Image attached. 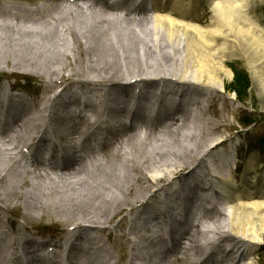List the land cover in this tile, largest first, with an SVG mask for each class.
<instances>
[{"label":"bare ground","instance_id":"bare-ground-1","mask_svg":"<svg viewBox=\"0 0 264 264\" xmlns=\"http://www.w3.org/2000/svg\"><path fill=\"white\" fill-rule=\"evenodd\" d=\"M79 1L82 4L78 0H46L34 7H18L0 0V69L6 64L13 70L25 69L23 74L42 78L46 89L74 79L96 95V101L88 99L86 105L99 104L105 111L111 103L124 106L134 87L146 94L143 101L149 90L157 87L160 95L151 100L180 98L182 104L179 102L157 123L145 126L144 131L139 132L134 124L128 130L116 127L93 155L86 153L87 138L74 137L75 129L68 127L59 138L74 163L70 168L63 165L67 171L53 176L51 165L41 163L35 152L42 143L39 133L51 128L49 122L56 114L52 105L61 94L28 100L20 92L0 98L9 105L17 103L14 110L26 116L30 114L28 102L20 101H30L43 121L40 126L33 121V129L38 127L33 142L27 141L26 127L19 123L20 111L12 115L15 137L0 132V246L13 236L6 245L11 252L2 249L6 251L4 260L20 264L19 257H10L15 254L13 250L20 249L39 257V264L59 263L51 251L36 254L45 243L34 234H24L29 223L14 229L8 225L2 214L11 210L12 199L25 209L33 205L42 216L74 219L68 228L73 231L67 241L68 259L76 249L83 250L78 240L87 243L89 236L93 243L86 244L85 252L105 251L104 258L112 264H118L113 248L122 245L121 239L132 248L139 245L126 264H143L146 246L154 247L149 255L155 260L153 264H185L187 256L196 259L202 254L195 264H245L264 245V165L258 170L257 158L252 155L241 181L236 175L229 178L223 174V166L234 161L230 154L234 146L229 144L234 139L220 140L226 125L221 118L226 119L234 109L221 92L226 91L225 79L233 74L227 62L242 57L254 89L264 95V24L254 12L264 0H155L147 11L136 8L97 17L92 15L99 1ZM40 11L45 15H39ZM9 87L14 85L4 82L3 88ZM9 107L0 106V115H8ZM187 110L196 115H189ZM137 115L135 110L133 120ZM52 132L60 134L57 127ZM49 142L52 144L51 139ZM85 157L90 162L99 161L93 170L84 166ZM209 164L216 166V172ZM117 165L124 175H118ZM15 176L19 178L14 182ZM220 180L227 194L222 196L219 215L205 222L203 219L211 216V211H205L196 222L187 224L176 246L157 247L172 227L165 232L166 226L153 230L148 225L161 223L165 214L171 223L174 214L182 222L183 202L217 192L215 184ZM141 191L144 200L138 199ZM124 207L127 218L108 226ZM22 216L25 221L32 220L26 210ZM126 219L129 223L124 229ZM113 235L115 242L109 245L106 237ZM225 242L231 247L217 258ZM212 243L213 248L206 250Z\"/></svg>","mask_w":264,"mask_h":264},{"label":"rangeland","instance_id":"rangeland-1","mask_svg":"<svg viewBox=\"0 0 264 264\" xmlns=\"http://www.w3.org/2000/svg\"><path fill=\"white\" fill-rule=\"evenodd\" d=\"M4 2H7L11 4L12 6L16 5L18 7L26 6V7H34L35 3H42L46 0H3ZM79 2V1H78ZM80 3V2H79ZM117 8H122V5H118ZM143 6V10H146V7ZM74 8V7H73ZM96 12L92 15L94 17H97L98 14L101 13H110L109 11L111 9H108L106 6L103 5H97ZM112 10H116L115 8H112ZM134 10V9H133ZM129 11V10H128ZM139 12L141 9L138 10ZM137 11V12H138ZM255 14L260 17V21L264 24V5L258 8L254 11ZM81 14V10H79L78 14ZM39 15H45V11H40ZM56 15V14H55ZM67 16V13L63 14V16ZM206 19H208L209 14L206 13ZM88 25L91 23H87ZM80 25V24H79ZM58 29V25H56ZM87 29V28H85ZM69 56V54H68ZM227 65L231 68L233 71L231 78H226V91L221 92L224 99H228L231 101L230 104H233L232 108L234 109L232 113L227 114L226 119L221 118V121L226 124L225 127L222 129L224 130V136H235L238 134L241 138V152H242V163H246L252 155H255L257 158V169L261 170L262 166L264 165V95L261 96L260 91L254 89L249 71L247 69L246 60L242 57H235L231 61L227 62ZM25 69H15L13 70L12 65H7L5 69H0V86H3L4 82H8L10 84L14 85V88L16 91H20L27 95L29 98H42L44 96H49L52 94H55V92L58 89L57 85H54L50 87L49 89H46L43 87V79L38 76H33L29 74H23L22 72ZM12 71H16L17 73H11ZM75 81L69 80L65 83L68 86H71L74 84ZM219 88V86H218ZM231 90H236L239 92V96L235 93L229 92ZM229 90V91H228ZM241 92V93H240ZM57 106V107H56ZM56 107V108H55ZM53 111L55 114V120L61 119L62 110H59L57 103H54V106L52 105ZM192 110V109H191ZM188 112V110H187ZM189 115H196V113L189 110ZM246 121V122H245ZM149 124V123H147ZM245 126V127H244ZM29 131H27V136H29ZM223 136V137H224ZM24 162L20 164L23 166ZM84 166H87V168L92 169L94 166H96L94 163H84ZM118 175H124L125 172H122L123 169L119 168V166H116ZM54 173L52 175H56V171L53 169ZM62 172V171H61ZM60 172V173H61ZM121 172V173H120ZM59 174V173H58ZM242 175V172L240 173ZM238 175V178L240 180L241 175ZM18 176V175H17ZM16 177V176H15ZM12 177V180L15 182L19 177ZM237 178V179H238ZM141 196L138 197V199L144 200ZM147 192V191H145ZM10 198V197H9ZM12 202L11 210L10 211H4V219L8 221V225L11 228H15L17 225H20L21 223H29L27 224V227L25 229V235L28 234H34L35 236L39 237L40 239H58L65 236V233L68 231V228L71 227V223L74 221V219H60L55 214L53 215H39L35 209L33 208V205L28 206V209H25L23 205H20L19 203H16V200L10 199ZM17 204V205H16ZM27 211L30 214V218L32 220L25 219L22 216V213L24 211ZM127 211L124 207V210L116 216L113 221L112 225L108 226H114V224L122 219L127 218ZM217 213V209L212 210V215L214 216ZM38 216L36 219L31 216ZM55 215V216H54ZM42 216V217H41ZM29 218V217H28ZM129 223V219L125 220L124 229L127 228ZM106 226V224H103ZM100 224V226H103ZM139 233H142L139 232ZM91 234V233H90ZM114 234V233H113ZM114 235L111 238L106 237V241L109 245L115 242ZM121 241L122 245L120 247H114L113 249L117 252V254L120 256L121 260L126 259L128 254L131 251L132 247L126 243L125 239L119 240ZM210 246H213L212 244ZM210 246H207L205 249H210ZM209 247V248H208ZM223 247H226L225 245ZM148 249V246H146L145 250ZM218 256H220L218 254ZM190 259L188 258V261ZM195 263V261L193 262ZM192 264V262H190ZM245 264H264V245L258 248L254 254L251 256L250 259L245 261Z\"/></svg>","mask_w":264,"mask_h":264},{"label":"trees","instance_id":"trees-1","mask_svg":"<svg viewBox=\"0 0 264 264\" xmlns=\"http://www.w3.org/2000/svg\"><path fill=\"white\" fill-rule=\"evenodd\" d=\"M238 92V91H237ZM239 93V92H238ZM241 93V92H240Z\"/></svg>","mask_w":264,"mask_h":264}]
</instances>
